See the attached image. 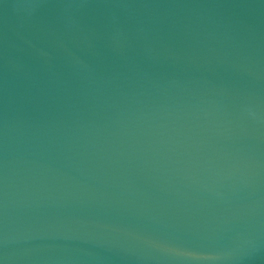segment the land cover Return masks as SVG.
I'll return each mask as SVG.
<instances>
[{"label":"water","instance_id":"obj_1","mask_svg":"<svg viewBox=\"0 0 264 264\" xmlns=\"http://www.w3.org/2000/svg\"><path fill=\"white\" fill-rule=\"evenodd\" d=\"M0 264H264V0H0Z\"/></svg>","mask_w":264,"mask_h":264}]
</instances>
